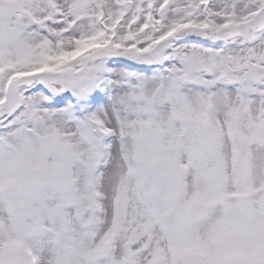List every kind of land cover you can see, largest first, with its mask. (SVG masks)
<instances>
[{"label": "snow or ice", "instance_id": "6c2138e0", "mask_svg": "<svg viewBox=\"0 0 264 264\" xmlns=\"http://www.w3.org/2000/svg\"><path fill=\"white\" fill-rule=\"evenodd\" d=\"M0 264H264V0H0Z\"/></svg>", "mask_w": 264, "mask_h": 264}]
</instances>
